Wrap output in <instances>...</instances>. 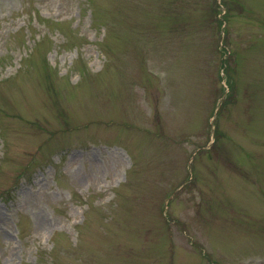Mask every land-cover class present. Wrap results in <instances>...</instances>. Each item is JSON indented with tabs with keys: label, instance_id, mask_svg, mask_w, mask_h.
I'll list each match as a JSON object with an SVG mask.
<instances>
[{
	"label": "rangeland",
	"instance_id": "1",
	"mask_svg": "<svg viewBox=\"0 0 264 264\" xmlns=\"http://www.w3.org/2000/svg\"><path fill=\"white\" fill-rule=\"evenodd\" d=\"M0 264H264V0H0Z\"/></svg>",
	"mask_w": 264,
	"mask_h": 264
}]
</instances>
